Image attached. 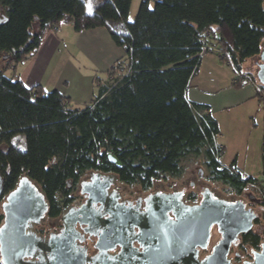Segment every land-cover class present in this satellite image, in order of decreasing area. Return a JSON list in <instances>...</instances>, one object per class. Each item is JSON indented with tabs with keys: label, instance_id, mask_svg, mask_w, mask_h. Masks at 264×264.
Here are the masks:
<instances>
[{
	"label": "trees",
	"instance_id": "1",
	"mask_svg": "<svg viewBox=\"0 0 264 264\" xmlns=\"http://www.w3.org/2000/svg\"><path fill=\"white\" fill-rule=\"evenodd\" d=\"M150 1H141L131 23L132 0H106L93 10L87 0H0V14L6 10L0 24V53L6 55L0 70V199L28 177L40 186L47 217L54 220L72 206L88 173L115 174L119 182L149 192L156 181L182 177V162L190 156L203 158L209 181L239 196L256 183L220 163L218 123L208 106L189 103L186 92L205 45L234 71L255 77L243 68L261 53L264 0H162L153 9ZM65 19L78 33L107 28L127 53L82 109L72 108L58 91L29 89L15 72L6 75ZM262 159L264 165V137ZM188 199L197 202V195ZM3 220L0 207V227ZM243 240L257 246L260 237L248 233Z\"/></svg>",
	"mask_w": 264,
	"mask_h": 264
},
{
	"label": "water",
	"instance_id": "2",
	"mask_svg": "<svg viewBox=\"0 0 264 264\" xmlns=\"http://www.w3.org/2000/svg\"><path fill=\"white\" fill-rule=\"evenodd\" d=\"M256 67V79L264 86V42ZM110 159L117 162L112 155ZM117 182L115 174L91 172L80 183L85 202L60 217L58 233L44 237L35 227L45 220L49 203L36 182L21 178L1 205L2 264H233L232 246L257 219L244 201L218 198L209 188L197 204L188 203L184 191L153 192L126 204L117 190L111 191ZM213 228L220 240L200 259ZM244 264H264V244L254 261Z\"/></svg>",
	"mask_w": 264,
	"mask_h": 264
},
{
	"label": "rangeland",
	"instance_id": "3",
	"mask_svg": "<svg viewBox=\"0 0 264 264\" xmlns=\"http://www.w3.org/2000/svg\"><path fill=\"white\" fill-rule=\"evenodd\" d=\"M105 1L106 0H87V3L89 9L93 10ZM141 1L142 0H132L128 17L129 22L132 23L136 20L141 6ZM158 1L162 0L150 1L151 9L155 7L156 2ZM5 12L6 10L3 8L0 14V24L6 21ZM36 24L37 22L35 23V28ZM74 32H76L74 24L70 19L62 21L60 26L54 30V34L63 40V45L60 53L58 54V59L52 66L49 76L47 77L41 90L44 92L58 91L64 95L66 93V97L68 96L71 99V107L74 109H82L91 105L98 97L100 88L105 85L107 78L105 75L94 69V67L90 65L89 61L82 55L76 53V51H72ZM212 52L217 53V50L214 49ZM257 59L258 58H253L248 60L244 65L243 73H251L253 76H256ZM5 60L6 55L0 53V70L4 67ZM235 72L236 70L234 71V76ZM13 74L14 71L12 70L6 71L7 76H11ZM93 94H95L94 97ZM259 104V109L262 114L255 119H247L244 110H241L240 112L231 110V112H225L223 115H217L216 118L220 125V133L217 136L219 141H221V138L224 140L225 144L223 145L225 149H227L228 153L231 152L230 154H237L238 152L240 155V163H242V167L240 169L241 176L244 179L253 177L257 179L258 182H262L264 180V165L262 162L263 159L261 158L264 137V102L259 100ZM182 167L184 171L182 177L156 181L153 189L149 192H143L138 186H128L121 182L115 183L114 188L117 189L124 199H136L158 191L168 193L177 192L186 188L185 199L189 203L190 201L188 197L191 193L196 194L197 202H200L201 193L205 188H209L218 198L225 199L227 201L242 200L249 206H254L252 204V201L254 200L251 201V199L253 195L256 197L258 193L254 187L249 185L243 194L239 196L232 192L229 187L221 183L209 181L208 171L204 166L202 157L198 158L190 156L183 160ZM89 177L90 173H88L82 181L87 180ZM262 192H264V190ZM80 195L79 184L78 190L73 193V196L76 197V200L81 202ZM259 199H261V197ZM3 201L4 198L0 199V207ZM259 209L260 207H257V210ZM61 228L62 223L60 218L53 220L46 216L45 220H43L40 225L35 227V231L44 237H48L51 233H58ZM255 229L258 233L262 234L264 238V221L260 218ZM219 240L220 235L214 230L210 240V248H213ZM244 254H247V250L244 251Z\"/></svg>",
	"mask_w": 264,
	"mask_h": 264
},
{
	"label": "crops",
	"instance_id": "4",
	"mask_svg": "<svg viewBox=\"0 0 264 264\" xmlns=\"http://www.w3.org/2000/svg\"><path fill=\"white\" fill-rule=\"evenodd\" d=\"M62 45L63 40L54 34V30L47 31L37 52L13 71L27 88L30 89L38 85L42 87L58 59ZM72 51L82 55L94 69L105 75L107 78L105 83L110 80V69L127 60L126 51L115 44L109 30L105 27L85 30L80 33L74 32ZM235 76L232 67L223 61L217 53L211 52L202 57L197 73L191 79L186 92L189 103L209 107L210 114L218 123L219 128L216 116L231 112V110L237 112L244 110L247 119H255L262 114L254 85L252 83L235 85L233 82ZM62 95L66 97V93ZM94 96L95 94H93ZM67 98L69 97L67 96ZM216 141L223 148L220 163L224 167L232 168L240 173L242 163H240L239 153H228L222 138L219 141L217 137Z\"/></svg>",
	"mask_w": 264,
	"mask_h": 264
},
{
	"label": "flooded vegetation",
	"instance_id": "5",
	"mask_svg": "<svg viewBox=\"0 0 264 264\" xmlns=\"http://www.w3.org/2000/svg\"><path fill=\"white\" fill-rule=\"evenodd\" d=\"M250 186H253L255 188V190L258 191L257 196L259 198L261 197V199H259L257 196L255 197L253 195L254 197L252 196L251 201L254 200V201H252L253 202L252 204L254 206H249L247 203H245L247 205V208L252 209L257 215V219L254 221L253 229L249 233H253V234L258 235L260 237V242L257 244V246L252 245V244H250V245L244 244L243 236L245 234L240 235L236 244L232 246L231 251H230V255H229V259L231 260V262L233 264H244L245 262H253L254 261V253L255 252H261L262 251V245L264 244V238H263L262 234L258 233L255 229V227L257 226V223L259 221V218L264 221V192H262L264 190V187H263L264 186V180L262 182L256 181L255 184H252V185L250 184ZM113 190H117V189H115L113 187L111 189V191H113ZM181 191H184L186 194L185 190H181ZM143 197H145V196H143ZM80 198H81L80 203L83 204L85 202V197L83 195H80ZM139 198L140 197H138L136 199H124L122 197L121 201L126 202V204H128L129 202H133L135 204ZM253 198H256V199H253ZM197 203H199V202H197ZM197 203L196 202H190V204H197ZM257 207H260V209L257 210ZM214 230L217 232L216 228H213L212 232ZM88 246L91 247L92 243L88 242ZM211 250H212V248H210V245H209V249L207 251L201 252L200 259H203L207 255H209L211 253ZM246 250H247V254H244V251H246ZM89 251H90V254L94 253L91 248ZM232 252H233V254H232Z\"/></svg>",
	"mask_w": 264,
	"mask_h": 264
},
{
	"label": "built area",
	"instance_id": "6",
	"mask_svg": "<svg viewBox=\"0 0 264 264\" xmlns=\"http://www.w3.org/2000/svg\"><path fill=\"white\" fill-rule=\"evenodd\" d=\"M212 51H214L212 48H210V47H208V46H204L203 47V49H202V55H206V54H208V53H211ZM235 75H236V77H235V80H234V84H239V83H252L253 85H254V87L256 88V91H257V96H258V99L259 100H261V102H264V89L262 88V87H264V86H262L261 84H259V82L257 81V79H256V76L253 78V77H251L250 75H248V74H246V75H244V74H242V73H240V72H235ZM262 86V87H261ZM221 150H222V148L216 143V151H217V155L220 157V155H221ZM233 172L234 173H237V171L236 170H233ZM252 185V184H251ZM253 187V186H252ZM189 203V202H188ZM81 205V203L78 201V200H75L74 202H73V204H72V206L71 207H79ZM70 208V207H69ZM68 208V209H69ZM68 209H66L64 212H63V214L68 210ZM62 214V215H63ZM61 215V216H62ZM60 216V217H61ZM59 217V218H60ZM58 218V219H59Z\"/></svg>",
	"mask_w": 264,
	"mask_h": 264
}]
</instances>
